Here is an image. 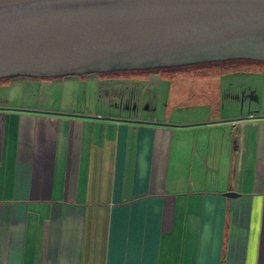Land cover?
<instances>
[{"label": "crops", "instance_id": "0c3cea01", "mask_svg": "<svg viewBox=\"0 0 264 264\" xmlns=\"http://www.w3.org/2000/svg\"><path fill=\"white\" fill-rule=\"evenodd\" d=\"M161 72L119 100L11 78L41 89L0 98V264H264V111L173 104Z\"/></svg>", "mask_w": 264, "mask_h": 264}, {"label": "water", "instance_id": "95a60500", "mask_svg": "<svg viewBox=\"0 0 264 264\" xmlns=\"http://www.w3.org/2000/svg\"><path fill=\"white\" fill-rule=\"evenodd\" d=\"M257 24L264 0H0V79L103 72L164 42Z\"/></svg>", "mask_w": 264, "mask_h": 264}, {"label": "rangeland", "instance_id": "374dc122", "mask_svg": "<svg viewBox=\"0 0 264 264\" xmlns=\"http://www.w3.org/2000/svg\"><path fill=\"white\" fill-rule=\"evenodd\" d=\"M141 72L143 71L98 72L97 70H91L85 74L101 75L100 80L105 81L104 86L109 84V88L115 90L119 94L112 95L116 93L113 92L111 95L117 97L119 100L121 91L125 88L122 84H126V86L127 84H132L133 87H137V85L133 83L136 81L135 78L138 77L139 74H144ZM85 74L73 75L84 76ZM154 74L157 73L153 72L149 75ZM161 76L163 77L162 80L156 79L155 81L158 82L160 91L162 90L161 99L169 96V99H174L173 102L170 101L173 104L177 102L195 104L209 103L211 109L216 111L223 103L228 104V100L235 99L239 102L243 113L246 112L249 106L252 109L264 111V61L262 60L252 61L235 59L224 60L222 62L182 65L175 67L173 71L161 72ZM2 79L5 80L4 78ZM7 79L10 80L8 81L9 85H3L2 82L4 81H0V98L20 96L32 100V96L41 89L39 81H24L23 79H18L12 83L11 78ZM75 84V96H79L83 103L86 102V100L95 102V99H97L99 105L105 102V95L107 93L104 87L95 89L96 87L92 86L89 88L88 82L77 83L76 81ZM117 86L118 88H116ZM170 86L173 94H169L168 92ZM72 88L73 87L68 88L67 85L66 89L62 87L57 88L56 86H53L51 89H53V95L61 97L64 94L69 96L71 91L73 92ZM134 91V88H130L129 90L130 93H134ZM197 108L196 110H202L200 107Z\"/></svg>", "mask_w": 264, "mask_h": 264}, {"label": "flooded vegetation", "instance_id": "af4514ba", "mask_svg": "<svg viewBox=\"0 0 264 264\" xmlns=\"http://www.w3.org/2000/svg\"><path fill=\"white\" fill-rule=\"evenodd\" d=\"M208 34L168 41L122 61L103 64L104 71H169L177 66L224 60L264 61V24L243 27L240 33ZM191 39V40H190Z\"/></svg>", "mask_w": 264, "mask_h": 264}]
</instances>
